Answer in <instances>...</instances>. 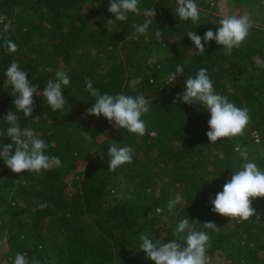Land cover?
I'll list each match as a JSON object with an SVG mask.
<instances>
[{
  "label": "trees",
  "instance_id": "trees-1",
  "mask_svg": "<svg viewBox=\"0 0 264 264\" xmlns=\"http://www.w3.org/2000/svg\"><path fill=\"white\" fill-rule=\"evenodd\" d=\"M109 3L0 0L10 26L5 32L0 23V147L12 143L4 136L18 95L5 76L12 62L39 92L57 71L70 79L62 110L53 111L36 94L32 117L16 112L21 129H33L48 145L45 154L61 163L41 174L14 173L0 157V264H14L17 253L41 264H155L139 250L140 236L171 242L185 218L193 230L209 234V264H218L219 255L221 264H264V198L252 200L260 219L249 221L214 213L210 203L245 163L264 170V0H195L198 23L180 20L177 0H140V15L129 13L125 22L115 21ZM153 8L155 18L147 17ZM236 8L252 20L246 40L231 56L215 40L202 41L205 52L198 54L187 33L216 32L224 16H241ZM146 19H152L147 34L134 40L133 25ZM5 40L17 52H9ZM177 64L184 72L170 80ZM200 68L207 69L216 94L248 110L243 135L211 143L210 113L202 104L176 100ZM86 81L100 94L144 95L150 107L142 117L145 135L88 115L96 98L85 91ZM112 144L135 150L133 162L115 172L108 171ZM177 194L182 200L169 211ZM44 202L48 207L41 209ZM209 221L219 230L204 228Z\"/></svg>",
  "mask_w": 264,
  "mask_h": 264
},
{
  "label": "clouds",
  "instance_id": "clouds-1",
  "mask_svg": "<svg viewBox=\"0 0 264 264\" xmlns=\"http://www.w3.org/2000/svg\"><path fill=\"white\" fill-rule=\"evenodd\" d=\"M139 3L140 0H110L108 11L114 14L115 21L125 22L129 18V13L140 15ZM177 5L176 13L180 20L199 22L200 9L195 0H177ZM144 14L149 18L156 16L154 8L147 10ZM5 20L7 17L0 15V23L4 24V31L7 32L10 26L4 23ZM151 24L152 19H146L142 25L134 24L133 39L139 40L141 35L147 34ZM219 26L216 32L208 30L203 37L194 31L187 33V36L194 42L195 48L198 49V54L205 52L202 41L215 40L218 45L223 46L225 55L231 56L233 48L241 45L248 37L252 20L247 15L224 16L220 19ZM155 36L159 40L162 33L157 30ZM4 46L11 53L18 50V46L11 40H5ZM46 70L52 71L50 67ZM183 72V65L177 64L176 71L170 80H175L178 74ZM5 76L7 83L18 95H15L16 99L13 101L15 112L9 111L5 117L9 127L4 136L10 137L12 143L3 144L0 147L2 149L0 157L14 173L27 171L41 174L51 170L54 166H59L61 163L59 157L45 154L48 145L38 137L33 129H21L16 112H22L25 117H32L35 104L33 97L36 94L42 95L53 111L62 110L67 104L63 90L70 84L69 76L64 71H57L55 80H49L42 92L38 91V86L29 81L27 72L21 70L15 61L7 68ZM185 83L186 90L178 94L176 100H182L190 105L202 104L210 113L211 118L208 121L210 131L206 135L211 143L221 138L243 135L250 123L248 110L239 108L229 102L226 97L216 94L213 81L206 68H200L197 75L189 76ZM85 91L96 98L94 106L87 110L88 115L103 116L109 123L114 122L116 128L127 130L138 136L145 135L147 129L142 117L150 112V107L144 95L100 94L90 81H86ZM13 146H15L14 155L12 154ZM134 151V148L129 146L118 147L117 144H112L108 149L110 157L108 171L115 172L120 166L132 163ZM255 198H264V170H261L254 162H247L241 170L233 172L231 179L224 184L223 191L210 200L213 206L211 210L221 216L230 217L231 220L249 221L253 216L259 220L260 215L252 207V200ZM181 200L182 196L177 194L174 200L168 202V210L175 208ZM39 207L44 209L48 207V204L44 202ZM160 211V208H156L157 213ZM151 215L152 213H149V217ZM203 226L213 231L219 230L217 225L211 221L205 222ZM173 236L177 238L168 243H161L160 240L153 242V238L149 235L142 234L139 238L141 241L139 250L146 253V258L154 261L155 264H209L210 258L206 252L211 244L207 232L193 230V225L190 224L188 218H185L178 223ZM178 241H184L186 247H182ZM14 264H41V262L38 259L30 261L26 254L17 253Z\"/></svg>",
  "mask_w": 264,
  "mask_h": 264
},
{
  "label": "rangeland",
  "instance_id": "rangeland-1",
  "mask_svg": "<svg viewBox=\"0 0 264 264\" xmlns=\"http://www.w3.org/2000/svg\"><path fill=\"white\" fill-rule=\"evenodd\" d=\"M243 9L244 8H236L233 12L235 13V14H239V13H241L240 15H244L246 12L244 11L243 12ZM114 132V131H113ZM112 133V132H111ZM223 260V257L221 256V255H219L217 258H216V260H215V263H218V264H221V261ZM222 263H225V262H222Z\"/></svg>",
  "mask_w": 264,
  "mask_h": 264
}]
</instances>
